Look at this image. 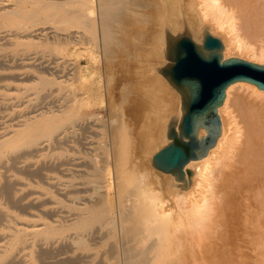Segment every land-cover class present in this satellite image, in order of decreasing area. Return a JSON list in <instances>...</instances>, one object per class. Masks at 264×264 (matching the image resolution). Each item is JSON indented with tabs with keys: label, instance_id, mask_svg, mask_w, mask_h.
Here are the masks:
<instances>
[{
	"label": "bare ground",
	"instance_id": "1",
	"mask_svg": "<svg viewBox=\"0 0 264 264\" xmlns=\"http://www.w3.org/2000/svg\"><path fill=\"white\" fill-rule=\"evenodd\" d=\"M205 31L224 58L264 64V0H0V80L30 72L37 80L22 91L39 100L57 85L59 98L55 109L0 120V264H78L106 243L117 264H264V91L227 89L221 135L188 163L186 181L161 172L158 182L145 163L182 118L180 94L159 73L167 35L186 32L201 46ZM50 40L56 67L16 63ZM237 86L260 103L231 101L242 124L233 132ZM237 194L253 197L242 207ZM240 241L249 262L238 261Z\"/></svg>",
	"mask_w": 264,
	"mask_h": 264
},
{
	"label": "water",
	"instance_id": "2",
	"mask_svg": "<svg viewBox=\"0 0 264 264\" xmlns=\"http://www.w3.org/2000/svg\"><path fill=\"white\" fill-rule=\"evenodd\" d=\"M165 58L169 63L159 73L180 94L182 118L177 129L169 128V143L154 155L152 165L177 181H186L188 163L204 158L221 135L218 109L227 89L244 82L264 91V64L224 58L222 41L208 31L201 46L186 32L176 38L167 35Z\"/></svg>",
	"mask_w": 264,
	"mask_h": 264
},
{
	"label": "rangeland",
	"instance_id": "3",
	"mask_svg": "<svg viewBox=\"0 0 264 264\" xmlns=\"http://www.w3.org/2000/svg\"><path fill=\"white\" fill-rule=\"evenodd\" d=\"M212 35L214 37H216V38H219V36H217L215 34H212ZM50 41L51 42H49L47 44V47L46 46H42L37 51L31 50V51H28V52L24 53V55H26V56H18L17 59H16V61H17L16 63H20L22 61V60L20 61L21 57L22 58L25 57V58H27V60H25L24 62H26V64L30 65V66L42 65V66H48V67H56V64H57V62L59 60L58 59V55H59V57L62 56V55L57 51V48L59 46L57 47V44L55 43V41L54 40H50ZM79 51H80L79 53H81L82 56H85V54H84V52L82 50L79 49ZM5 52L10 53L11 51L5 50ZM228 57H236V55H234L232 53V55L230 54ZM165 60H166V58H165ZM7 61H9V59ZM166 61L167 62L164 65H167V63H169L168 60H166ZM10 63H13V61H10ZM13 64H15V63H13ZM82 64L86 65L87 64L86 60L83 61ZM102 65L103 64H102V61H101L100 62L101 73H104V68H103ZM23 72H25L24 75L16 77L18 79L11 77L10 79H4V80L2 79V80H0V85H2L5 82H7V83H10V86H11L10 88H8L9 89L8 91H6L4 88H0V93H3V91H4V93H7L8 98H9V100H8L9 106L6 107V108L0 107V118H3V119H0V120L3 121V122L4 121L6 122L7 118H9V119L10 118H18V117L23 116V115L25 116V115H29L31 113H34L35 111H38L37 113H39L41 111H47V109H55L56 106L58 105L57 102H58L59 98H57V90H56L57 89V85H53L51 88H49V90H47L44 93H42L41 95L43 97L40 96L39 100H33L36 97L34 95L33 91H26V92L22 91V88H23L24 84H29V83L34 82V81L37 80L36 79V77H37L36 74L30 73V72H26V71H23ZM4 73L5 72H3V71L1 72L0 71L1 78L3 77V75H5ZM29 75L31 76L32 79L30 78ZM12 76H15V75L13 74ZM160 76H162V75L160 74ZM25 78H26V80H24ZM162 78H163V76H162ZM163 79L165 81H167L166 78H163ZM169 85H170V83H169ZM20 91H22V93ZM251 92L252 91L250 89H247V88L243 89L240 86H237V87L234 88V90L231 93L232 95L230 97V104H229V107L227 109L229 114H228V112H227V114L230 115L229 116L230 118H232L231 119V122H232V126L231 127L233 128V130H232L233 132H234V129L236 127L235 126V121L237 122L239 127H242V124H241L240 118L238 116L239 114L234 109V106L232 105L233 102H231V101H233V100H235V99H237L239 97V98H244L245 100L247 99V101L255 102V103L259 104L260 103V99L258 98L259 99V101H258L256 96H253L254 95L253 92L252 93ZM48 96H50V97H48ZM235 97H237V98H235ZM1 101H2V97L0 98V102ZM39 103H40V105H39ZM44 105H45V108H43ZM98 113H100V118L103 120V121H101L100 125L104 124L103 127L108 125L109 118H110L108 116V115H110L109 112H107V110H105V108H102L101 110L98 111ZM99 133H100V135H99V137H97V139L101 140V138H102L101 141H103L104 135H102V131H99ZM105 140H106V138L104 139L102 144H105ZM48 154H49L48 160H50V158L55 159V155L54 154H56V151L50 150V152H48ZM145 163H146L147 167H149V169L151 168L152 174H153V178L156 177L158 182H160L161 181V177H162V173L160 171L156 170L152 166L151 163L149 164V162L147 163V161H145ZM193 170H195V169L194 168H190V172L188 173V176L191 179L193 177L195 178V176H196L195 174H193L194 173ZM227 171H230V169H228ZM50 174L52 176L56 175V173L54 171L52 173H50ZM216 174H218V173H216ZM252 194H249V195L252 196ZM236 196H238L239 199H240L239 202H237V203H239L240 206H242V207H244V205L246 206V204L251 202V199L253 197V196L250 197V196H248L246 194H243V195H238L237 194ZM241 197H243V198L241 199ZM248 197L250 198V201H249ZM244 212H246V210ZM243 215H244V213H243ZM220 232H221V229L219 228L216 232L213 233V241L217 242L218 244L220 243V241L218 239V237L220 236L219 235ZM108 242L110 244V242H112V241L110 240ZM106 244L107 245L103 246V247H101V245L94 246L93 250L91 251V255L92 254L93 255L89 259L80 261L79 263L80 264H98V263L99 264H117L119 262V259L120 258L122 259L121 255L117 254V253L114 254V252H110L112 255L109 253L110 257H108V253L107 252H109L110 248H108V246H109L108 243H106ZM239 244L241 245V248L239 250H237L235 253H236V255L238 257L241 256V259L238 260V258H237V260L238 261H240V260L243 261L242 259H244V262H249V257H246V256H251V251L245 246L244 242L240 241ZM102 252H103V254H102ZM244 255H246V256L244 257ZM99 258H101L100 261H99ZM245 259H246V261H245ZM241 263H243V262H241ZM74 264H76V263H74Z\"/></svg>",
	"mask_w": 264,
	"mask_h": 264
}]
</instances>
